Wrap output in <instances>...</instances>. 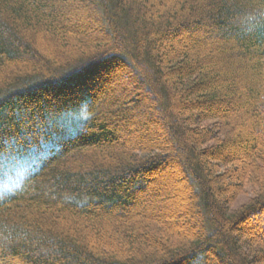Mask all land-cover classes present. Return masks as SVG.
I'll list each match as a JSON object with an SVG mask.
<instances>
[{"label":"trees","instance_id":"obj_1","mask_svg":"<svg viewBox=\"0 0 264 264\" xmlns=\"http://www.w3.org/2000/svg\"><path fill=\"white\" fill-rule=\"evenodd\" d=\"M0 264H264V0H0Z\"/></svg>","mask_w":264,"mask_h":264},{"label":"rangeland","instance_id":"obj_2","mask_svg":"<svg viewBox=\"0 0 264 264\" xmlns=\"http://www.w3.org/2000/svg\"><path fill=\"white\" fill-rule=\"evenodd\" d=\"M125 71H126V70H125ZM128 72H129V71H127V72L124 73V71H123V72L119 73V75H120L119 82H122V81L124 80V82H122L123 84L126 83V81H127V84H128V85H131V84H132V81L129 82L130 84L128 83V79H129V78H128V75L131 73V72H129V73H128ZM117 76H118V75H117ZM132 85H133V84H132Z\"/></svg>","mask_w":264,"mask_h":264}]
</instances>
